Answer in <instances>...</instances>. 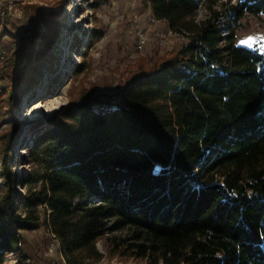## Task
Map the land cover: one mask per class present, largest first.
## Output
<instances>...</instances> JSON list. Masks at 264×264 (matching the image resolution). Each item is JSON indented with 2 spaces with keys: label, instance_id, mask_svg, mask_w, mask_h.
<instances>
[{
  "label": "trees",
  "instance_id": "1",
  "mask_svg": "<svg viewBox=\"0 0 264 264\" xmlns=\"http://www.w3.org/2000/svg\"><path fill=\"white\" fill-rule=\"evenodd\" d=\"M202 1L150 0L189 43L128 79L117 103L76 102L35 134L20 159L39 170L25 182L11 170L21 133L3 135L0 264H32L22 232L43 212L67 264L101 261L99 241L126 229L133 241H114V254L146 264H264V53L195 23ZM240 4L237 17L264 15V0ZM27 57L7 63L10 77L26 79Z\"/></svg>",
  "mask_w": 264,
  "mask_h": 264
},
{
  "label": "rangeland",
  "instance_id": "2",
  "mask_svg": "<svg viewBox=\"0 0 264 264\" xmlns=\"http://www.w3.org/2000/svg\"><path fill=\"white\" fill-rule=\"evenodd\" d=\"M243 1L203 0L195 23L212 20L224 29L223 36L234 34L236 46L264 53V15L237 17L234 9ZM153 13L150 0H0V197L7 182L3 135L15 126L21 133L11 170L25 182L29 173L39 170L20 159L30 158L25 145L35 143V134L64 121L76 102L103 96L117 103L128 79L189 43L188 35L172 31ZM139 30L147 37L143 49L138 47ZM25 52L22 68L27 76L20 81V76L10 77L7 63ZM17 189L24 193L22 184ZM47 221L43 212L41 227L22 232L28 263L67 264L61 250L52 246L56 241ZM131 237L129 229L109 234L97 244L104 258L86 264H146L114 254V241L130 243ZM18 258L10 255L7 263L17 264Z\"/></svg>",
  "mask_w": 264,
  "mask_h": 264
},
{
  "label": "built area",
  "instance_id": "3",
  "mask_svg": "<svg viewBox=\"0 0 264 264\" xmlns=\"http://www.w3.org/2000/svg\"><path fill=\"white\" fill-rule=\"evenodd\" d=\"M146 41H147L146 34L143 31L139 30L138 31V47H139V49L144 48ZM52 236H53L54 240L56 241V243L52 245L53 248L61 250V242L62 241H60L53 233H52ZM62 255H63V253H62Z\"/></svg>",
  "mask_w": 264,
  "mask_h": 264
},
{
  "label": "snow or ice",
  "instance_id": "4",
  "mask_svg": "<svg viewBox=\"0 0 264 264\" xmlns=\"http://www.w3.org/2000/svg\"><path fill=\"white\" fill-rule=\"evenodd\" d=\"M241 43H248V41H242Z\"/></svg>",
  "mask_w": 264,
  "mask_h": 264
}]
</instances>
